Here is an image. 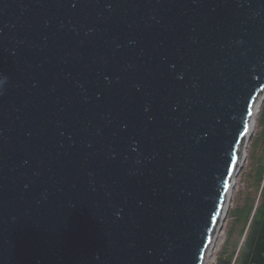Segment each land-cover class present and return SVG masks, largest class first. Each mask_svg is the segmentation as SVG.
Segmentation results:
<instances>
[{
    "label": "water",
    "instance_id": "95a60500",
    "mask_svg": "<svg viewBox=\"0 0 264 264\" xmlns=\"http://www.w3.org/2000/svg\"><path fill=\"white\" fill-rule=\"evenodd\" d=\"M264 89V0H0V264H203Z\"/></svg>",
    "mask_w": 264,
    "mask_h": 264
},
{
    "label": "rangeland",
    "instance_id": "374dc122",
    "mask_svg": "<svg viewBox=\"0 0 264 264\" xmlns=\"http://www.w3.org/2000/svg\"><path fill=\"white\" fill-rule=\"evenodd\" d=\"M264 100L256 116V124L246 147L243 165L232 186V192L221 227L216 234L212 249L205 254L203 264H234L247 231V219L242 220L238 209L256 205L260 186L257 180L260 167L264 168ZM263 109V111H262ZM239 157V152H238Z\"/></svg>",
    "mask_w": 264,
    "mask_h": 264
},
{
    "label": "trees",
    "instance_id": "16d2710c",
    "mask_svg": "<svg viewBox=\"0 0 264 264\" xmlns=\"http://www.w3.org/2000/svg\"><path fill=\"white\" fill-rule=\"evenodd\" d=\"M257 180L262 183L257 204L251 205L248 209L237 210L243 216L242 220L244 217L247 219L245 226L247 231L234 264H264V168L262 167L258 172Z\"/></svg>",
    "mask_w": 264,
    "mask_h": 264
},
{
    "label": "bare ground",
    "instance_id": "6f19581e",
    "mask_svg": "<svg viewBox=\"0 0 264 264\" xmlns=\"http://www.w3.org/2000/svg\"><path fill=\"white\" fill-rule=\"evenodd\" d=\"M264 100V89L259 93V95L256 97L255 101H254V104H253V108H252V116H251V119H250V122H249V129L247 130L243 140L241 141L240 145H239V149H238V152H239V157L237 155V163L235 164V166L233 167V170L231 172V177L229 179V188H228V192H227V195L225 197V200H224V205H223V209L221 211V214H220V217L218 218V221L214 227V230L212 232V235H211V239H210V243L206 249V252L205 254L207 255L208 252H210V250L212 249V246H213V242L214 240L216 239V234L218 233V230L220 229V225H221V222H222V219L225 215V211H226V208H227V204L229 203V200H230V196H231V192H232V186L234 185L235 183V179L236 177L238 176V172H239V169L242 167L243 165V160L245 158V153H246V147L248 145V141L252 135V131L255 127V124H256V116L261 108V104H262V101ZM205 258V256H204Z\"/></svg>",
    "mask_w": 264,
    "mask_h": 264
}]
</instances>
